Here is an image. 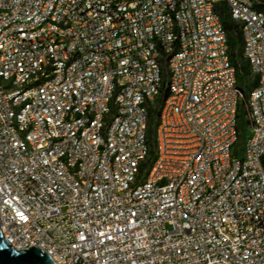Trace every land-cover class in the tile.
I'll return each instance as SVG.
<instances>
[{"label": "built area", "instance_id": "2783aa9c", "mask_svg": "<svg viewBox=\"0 0 264 264\" xmlns=\"http://www.w3.org/2000/svg\"><path fill=\"white\" fill-rule=\"evenodd\" d=\"M260 2L0 0L6 242L53 264H264Z\"/></svg>", "mask_w": 264, "mask_h": 264}, {"label": "trees", "instance_id": "16d2710c", "mask_svg": "<svg viewBox=\"0 0 264 264\" xmlns=\"http://www.w3.org/2000/svg\"><path fill=\"white\" fill-rule=\"evenodd\" d=\"M254 8L257 10H260L264 13V2H260L254 5ZM220 21L222 26L226 29L228 32L227 35V45L229 48V54L231 56V61L235 65L236 68V75L240 78L241 83L239 84L241 87H244V82L246 78L249 76V69L246 62H244L240 58V45H241V39L240 34L238 32L236 24L229 19L228 14L226 12L225 7L223 6L220 10ZM233 34V37L230 35ZM165 78V75L164 77ZM256 80V77H253L249 83L246 85L247 88H250L254 85ZM166 95V89L164 88L161 94V97L159 98L158 105L151 109L149 111L148 115V126H147V137L149 144L151 148L154 146V129L156 125V118L158 115V107L160 105V102L163 100L164 96ZM262 163L264 166V158H262Z\"/></svg>", "mask_w": 264, "mask_h": 264}, {"label": "water", "instance_id": "95a60500", "mask_svg": "<svg viewBox=\"0 0 264 264\" xmlns=\"http://www.w3.org/2000/svg\"><path fill=\"white\" fill-rule=\"evenodd\" d=\"M0 264H53V262L42 250L33 245L25 249L13 248L0 233Z\"/></svg>", "mask_w": 264, "mask_h": 264}, {"label": "rangeland", "instance_id": "374dc122", "mask_svg": "<svg viewBox=\"0 0 264 264\" xmlns=\"http://www.w3.org/2000/svg\"><path fill=\"white\" fill-rule=\"evenodd\" d=\"M230 36L233 37V34H231ZM236 80H237L238 84L241 83L240 78L237 77V76H236ZM238 128H239V136H238V139H237V141L235 143L234 149H238L241 146V144L243 142V139H244V136H245V133H246L245 123H244V116H243L242 111L239 114Z\"/></svg>", "mask_w": 264, "mask_h": 264}]
</instances>
